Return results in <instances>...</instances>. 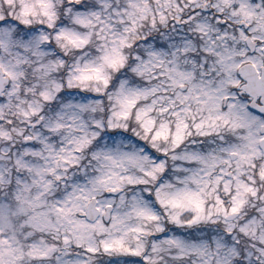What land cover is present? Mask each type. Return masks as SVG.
Returning <instances> with one entry per match:
<instances>
[{
  "label": "snow or ice",
  "instance_id": "1",
  "mask_svg": "<svg viewBox=\"0 0 264 264\" xmlns=\"http://www.w3.org/2000/svg\"><path fill=\"white\" fill-rule=\"evenodd\" d=\"M0 264H264V0H0Z\"/></svg>",
  "mask_w": 264,
  "mask_h": 264
}]
</instances>
